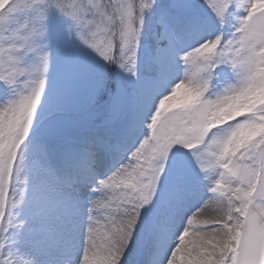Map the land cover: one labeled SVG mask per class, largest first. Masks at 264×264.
<instances>
[{
  "label": "snow or ice",
  "instance_id": "snow-or-ice-1",
  "mask_svg": "<svg viewBox=\"0 0 264 264\" xmlns=\"http://www.w3.org/2000/svg\"><path fill=\"white\" fill-rule=\"evenodd\" d=\"M0 264H264V0H0Z\"/></svg>",
  "mask_w": 264,
  "mask_h": 264
},
{
  "label": "bare ground",
  "instance_id": "bare-ground-1",
  "mask_svg": "<svg viewBox=\"0 0 264 264\" xmlns=\"http://www.w3.org/2000/svg\"><path fill=\"white\" fill-rule=\"evenodd\" d=\"M214 214L215 213H213V212L210 211V213L208 215L210 216V215H214ZM203 218H206V217H203Z\"/></svg>",
  "mask_w": 264,
  "mask_h": 264
},
{
  "label": "rangeland",
  "instance_id": "rangeland-1",
  "mask_svg": "<svg viewBox=\"0 0 264 264\" xmlns=\"http://www.w3.org/2000/svg\"><path fill=\"white\" fill-rule=\"evenodd\" d=\"M209 213H210V212H209ZM209 213H208V214H209ZM208 214H206V215H208Z\"/></svg>",
  "mask_w": 264,
  "mask_h": 264
}]
</instances>
